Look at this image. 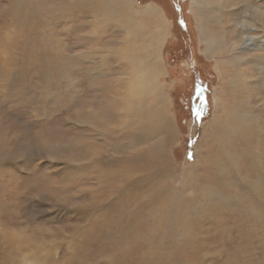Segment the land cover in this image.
<instances>
[{
    "label": "rangeland",
    "instance_id": "1",
    "mask_svg": "<svg viewBox=\"0 0 264 264\" xmlns=\"http://www.w3.org/2000/svg\"><path fill=\"white\" fill-rule=\"evenodd\" d=\"M242 1L208 15L227 62L201 40L200 1L134 0L167 19L171 129L146 135L133 105L151 108L158 88L134 94L123 32L80 0H0V264H264V36L231 45Z\"/></svg>",
    "mask_w": 264,
    "mask_h": 264
},
{
    "label": "bare ground",
    "instance_id": "2",
    "mask_svg": "<svg viewBox=\"0 0 264 264\" xmlns=\"http://www.w3.org/2000/svg\"><path fill=\"white\" fill-rule=\"evenodd\" d=\"M80 1L83 3H86L87 9L89 11H92V13L94 15H96V18L94 19V21L95 20H97V21L102 20L103 22H109V23L111 22L112 24H114L119 29V31L124 33V37L122 39L118 40L116 43V45H117L116 56L126 58V60L128 59V61L125 62L126 67H124L123 63H121L122 69L127 68V67L130 69L132 68L136 74V79H138L137 81H138V84L140 85V88H139V90H136L134 94L140 98V97L146 95L147 93L153 92L155 89L158 88L155 91V97L157 99V102L154 103V105L151 106V108L144 110V109H142L141 105H133L134 118H135L136 124H137L136 130H139L141 134L149 135V134H152L153 132H155L157 130L166 131L167 127H168V130L170 132L171 127L169 124V120L167 118V116H169L168 115L169 114L168 101H167L166 97H164L161 94V88L159 86V83L157 82V79L162 75V72H163L159 52H160V48L162 47L163 38H164L165 34L167 33V30H166L167 29V19L164 18L161 15V13L155 8V6H153L151 4H148L143 8L134 7V3H133L134 0H80ZM197 1L198 2L200 1L199 5H201V9L203 11L202 12V18L199 20L200 22L198 23V29L201 33V35H200L201 40L204 41L207 51H209V52L210 51H213V52L216 51V53L217 52L222 53L223 55L227 54L228 55V56H226L227 62H228L227 59L230 60V59L237 58L236 52H230V50H231L230 46H227L225 44L226 40H228V39L224 35V32L220 31L217 35H209L207 33L208 28H206L207 21L209 20L208 15L210 13L216 14L215 16H217V22L221 23V16L223 15V17H224V14H222L221 10H223V7L226 6L225 4H227L228 0H197ZM235 1H237V0H235ZM243 1H244V4H243L242 8L237 10V11H240V10L243 11L244 10L243 14L241 15L242 19L240 18L241 26L238 25V26H240V28L238 30V35L233 33L234 35H236V36H234L235 42L233 44H231V45H234L235 47L241 41H242V43L245 44V42L248 40H254L255 39L254 34H257L256 31H258V30H259L258 31L259 36H261V38H262V36H264V5L262 7L261 5H258L257 3H255L254 0H243ZM195 3H196V1H195ZM215 3H218V7L214 11L213 9H210L211 8L210 5L215 6ZM234 4H236V3H234ZM237 7H239V6H237ZM234 9H236V8H234ZM238 14H239V12H238ZM229 15H231V14H229ZM230 26H231V24H230ZM249 29H251V30L256 29V31L253 33L252 36H250L249 33L247 32V30L250 31ZM239 52H241V51H239ZM239 63H240V61H239ZM247 70H250V69H247ZM243 72H245V71H243ZM123 73H125V72H123ZM235 73H236V70H235ZM246 75H248V74H246ZM241 76H244V75L241 73ZM240 78H242V77H240ZM236 80L235 79L231 80L229 82V85H230L233 92L235 91V92L239 93L238 89L240 87L237 86L238 84L236 85ZM242 80H243V78H242ZM252 81L250 80V82H252ZM241 82L244 83V86L247 84L249 85V82H247V80H245V78H244V81H241ZM244 86H242V87H244ZM248 89H249V87H248ZM254 94H255L254 95L255 97L258 96V93H254ZM251 97H252L251 94L246 95L245 92H243L241 101L239 102V100H238L239 103L237 102L236 99L234 100L235 107L239 108V111H238L239 115L236 116L235 119L239 123L238 126H240L241 129H244L247 127V129H245V131H247L249 128L251 117H250L249 112H248V107H244L243 105L246 102L252 101ZM241 108H243L244 113L241 112ZM161 142L164 143L163 141H161ZM156 143H157V141H156ZM161 148H163V147L161 146ZM145 152H146V150H145ZM155 152H156V150H155ZM155 152H153L152 154H149V155L152 157ZM159 153H160V150L158 149V152H156V154L154 155V157L152 159L154 160L155 158L160 157ZM149 160H150V158H149ZM159 161H160V159H159ZM156 162H157V159H156ZM157 163H160V162H157Z\"/></svg>",
    "mask_w": 264,
    "mask_h": 264
},
{
    "label": "flooded vegetation",
    "instance_id": "3",
    "mask_svg": "<svg viewBox=\"0 0 264 264\" xmlns=\"http://www.w3.org/2000/svg\"><path fill=\"white\" fill-rule=\"evenodd\" d=\"M173 24V23H172ZM175 26H176V28L178 27V23H177V21H176V23H175Z\"/></svg>",
    "mask_w": 264,
    "mask_h": 264
},
{
    "label": "trees",
    "instance_id": "4",
    "mask_svg": "<svg viewBox=\"0 0 264 264\" xmlns=\"http://www.w3.org/2000/svg\"><path fill=\"white\" fill-rule=\"evenodd\" d=\"M175 9V11L177 12V8H174ZM193 114H194V112H193Z\"/></svg>",
    "mask_w": 264,
    "mask_h": 264
}]
</instances>
